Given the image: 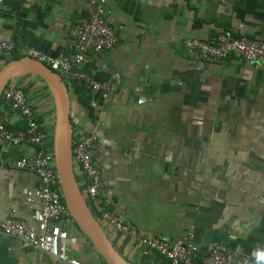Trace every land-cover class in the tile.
Masks as SVG:
<instances>
[{"label": "crops", "instance_id": "crops-1", "mask_svg": "<svg viewBox=\"0 0 264 264\" xmlns=\"http://www.w3.org/2000/svg\"><path fill=\"white\" fill-rule=\"evenodd\" d=\"M105 7L117 42L90 52L74 70L103 85L106 98L82 80L63 81L73 140L98 138L92 156L107 208L139 236L172 242L192 228L196 264L220 243L228 264H264L257 256L264 252V64L198 60L185 45L223 30L264 41V0H105ZM92 8L90 0H1L0 40L15 44L3 57L71 53L73 28ZM9 83L23 89L51 145L55 106L45 82L25 74ZM0 115L9 130L24 128L1 98ZM35 150L0 140V221L13 213L36 224L40 202L26 196L39 179L12 165ZM74 172L83 193L86 180ZM91 214L129 263L169 264L155 251L142 254L137 239ZM56 223L68 232L70 258L105 262L72 217ZM0 264L68 263L0 233Z\"/></svg>", "mask_w": 264, "mask_h": 264}, {"label": "built area", "instance_id": "built-area-1", "mask_svg": "<svg viewBox=\"0 0 264 264\" xmlns=\"http://www.w3.org/2000/svg\"><path fill=\"white\" fill-rule=\"evenodd\" d=\"M90 3L93 7L90 17L78 20L73 28L74 40L71 53H61L56 58H50L35 50H29V55L47 64L62 80L69 78L87 82L92 90L106 98L107 90L103 85L94 81L87 72L74 70L84 62L90 52L101 54L117 42L116 33L109 23L105 0H90ZM185 45L189 55L198 60L225 62L229 59H240L264 64V41L237 36L231 30H223L211 40L188 39ZM14 51L13 41L0 40V57H7ZM0 98L24 124L23 129L11 131L5 126L0 115V140L13 145L26 142L36 146L32 155L14 159L12 165L37 175L39 186L27 193L26 201L40 202V207L34 214L35 225H28L11 213L0 221V233L16 237L58 261L83 264L80 260L68 256L66 249L68 232L56 223L59 219L70 221L71 215L60 191L53 162L52 145H47L46 132L42 124L36 120L22 88L8 83L3 88ZM97 144L98 138L94 133L82 134L72 143L74 170L86 180L84 190L91 213L103 220L114 231L137 239L144 255L149 251H155L169 264H194L197 246L192 228L184 236L172 242L158 237L139 236L136 229L107 208L101 194V170L92 156V151ZM92 264L108 263L98 261ZM200 264H228L226 246L222 243L215 244Z\"/></svg>", "mask_w": 264, "mask_h": 264}, {"label": "water", "instance_id": "water-1", "mask_svg": "<svg viewBox=\"0 0 264 264\" xmlns=\"http://www.w3.org/2000/svg\"><path fill=\"white\" fill-rule=\"evenodd\" d=\"M25 74L39 76L53 98L55 106L51 143L53 162L62 197L72 219L92 241L105 262L131 264L113 247L99 223L94 219L77 183L72 160L73 131L70 121V104L62 78L48 65L30 56L12 59L0 67V95L11 80Z\"/></svg>", "mask_w": 264, "mask_h": 264}, {"label": "clouds", "instance_id": "clouds-1", "mask_svg": "<svg viewBox=\"0 0 264 264\" xmlns=\"http://www.w3.org/2000/svg\"><path fill=\"white\" fill-rule=\"evenodd\" d=\"M257 256L259 260H264V252L257 253Z\"/></svg>", "mask_w": 264, "mask_h": 264}, {"label": "trees", "instance_id": "trees-1", "mask_svg": "<svg viewBox=\"0 0 264 264\" xmlns=\"http://www.w3.org/2000/svg\"><path fill=\"white\" fill-rule=\"evenodd\" d=\"M15 58H18V57H15ZM2 65H4L5 63H7L10 59H8V58H4V57H2ZM194 264H196L195 262H194Z\"/></svg>", "mask_w": 264, "mask_h": 264}, {"label": "rangeland", "instance_id": "rangeland-1", "mask_svg": "<svg viewBox=\"0 0 264 264\" xmlns=\"http://www.w3.org/2000/svg\"><path fill=\"white\" fill-rule=\"evenodd\" d=\"M83 195H85V191H83Z\"/></svg>", "mask_w": 264, "mask_h": 264}]
</instances>
